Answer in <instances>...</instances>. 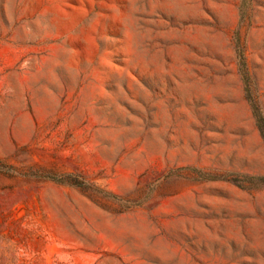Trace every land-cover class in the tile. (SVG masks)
Listing matches in <instances>:
<instances>
[{
	"label": "rangeland",
	"instance_id": "374dc122",
	"mask_svg": "<svg viewBox=\"0 0 264 264\" xmlns=\"http://www.w3.org/2000/svg\"><path fill=\"white\" fill-rule=\"evenodd\" d=\"M264 0H0V264H264Z\"/></svg>",
	"mask_w": 264,
	"mask_h": 264
},
{
	"label": "trees",
	"instance_id": "16d2710c",
	"mask_svg": "<svg viewBox=\"0 0 264 264\" xmlns=\"http://www.w3.org/2000/svg\"><path fill=\"white\" fill-rule=\"evenodd\" d=\"M256 122H257V126L260 130V133H261L262 137L264 138V118L258 112H256Z\"/></svg>",
	"mask_w": 264,
	"mask_h": 264
}]
</instances>
